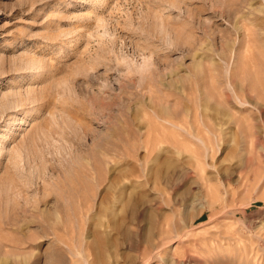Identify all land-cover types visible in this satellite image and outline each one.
Instances as JSON below:
<instances>
[{"label":"rangeland","instance_id":"obj_1","mask_svg":"<svg viewBox=\"0 0 264 264\" xmlns=\"http://www.w3.org/2000/svg\"><path fill=\"white\" fill-rule=\"evenodd\" d=\"M0 264H264V0H0Z\"/></svg>","mask_w":264,"mask_h":264}]
</instances>
